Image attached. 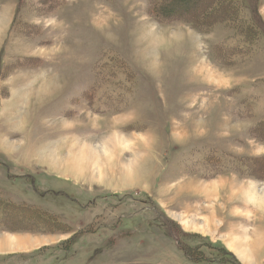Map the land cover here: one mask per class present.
Instances as JSON below:
<instances>
[{"label": "rangeland", "instance_id": "1", "mask_svg": "<svg viewBox=\"0 0 264 264\" xmlns=\"http://www.w3.org/2000/svg\"><path fill=\"white\" fill-rule=\"evenodd\" d=\"M150 2L0 0V264H264V0Z\"/></svg>", "mask_w": 264, "mask_h": 264}, {"label": "trees", "instance_id": "2", "mask_svg": "<svg viewBox=\"0 0 264 264\" xmlns=\"http://www.w3.org/2000/svg\"><path fill=\"white\" fill-rule=\"evenodd\" d=\"M242 3L241 0H151L150 9L152 15L160 20L169 21L171 18L176 17L199 31H207L215 27L216 24L224 23L231 26H236L237 23L239 24L240 18L237 13L239 9H241ZM235 49L236 48L233 47H226L223 51L230 53ZM1 208H4L3 210L6 211L5 209L10 210L19 207L10 208V206L6 204L1 206ZM25 210L28 211V208ZM16 213L18 217L12 216L11 211L3 213L1 225L3 224L2 226L5 227V229L11 228L13 222L16 221L15 217L18 218L23 226H27V222L31 221L28 218L29 216H24V213L21 211H16ZM29 213L30 210L28 211V214ZM109 242H111V240L104 243L101 247L105 248ZM100 252L101 251H96L91 254L87 262L90 263L94 259H97Z\"/></svg>", "mask_w": 264, "mask_h": 264}, {"label": "crops", "instance_id": "3", "mask_svg": "<svg viewBox=\"0 0 264 264\" xmlns=\"http://www.w3.org/2000/svg\"><path fill=\"white\" fill-rule=\"evenodd\" d=\"M1 254V253H0ZM9 253H7V255H8ZM10 254H13V253H10Z\"/></svg>", "mask_w": 264, "mask_h": 264}]
</instances>
